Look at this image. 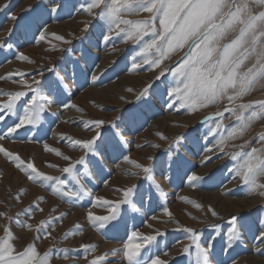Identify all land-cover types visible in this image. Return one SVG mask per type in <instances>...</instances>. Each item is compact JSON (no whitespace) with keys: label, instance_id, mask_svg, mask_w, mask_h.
Listing matches in <instances>:
<instances>
[{"label":"rangeland","instance_id":"374dc122","mask_svg":"<svg viewBox=\"0 0 264 264\" xmlns=\"http://www.w3.org/2000/svg\"><path fill=\"white\" fill-rule=\"evenodd\" d=\"M87 2L67 0L63 12L53 14L52 18L48 15L42 17L49 33L55 32L72 41L70 45H65L50 35L46 40L38 41L36 25L30 21L40 18L41 10L24 12L29 5L34 9L38 3L48 5V0H0V42L5 45L0 48V102L8 99L6 94L9 92L26 91L23 82L34 79L45 85L41 95L47 96L46 86L57 81L59 76L65 77L61 84L62 95L54 97L60 102L50 104L35 127L25 126L11 137L0 139V146L18 154L25 163H33L41 172L71 181L72 177L62 172L69 162L64 161L63 156L46 150L45 143L50 149H58L75 160L83 154L82 150L74 148L69 140L61 139V136L90 138L97 129H89L85 122L95 119L108 122L114 117H119L116 123L127 143L121 142L117 149L109 145L108 154L98 168L88 165L90 175L84 180L87 194L71 199L62 198L54 194L50 187L28 179L11 158L0 152V213L5 214L0 215V237H4L5 229L10 228L13 255L31 243H35L41 255L51 249L50 264H91L96 257H101L98 264H127L122 249L132 232L144 235L160 232L162 234L157 241L147 251L142 250V264L157 255L168 264H194L195 246L187 253L183 251L184 246L191 243V233L185 229L193 228L199 233L202 244L214 243L212 264H264V240L259 239V233L264 231L261 227L264 197L259 192H250L239 179L234 178L229 169L235 161L225 154L238 151L239 148L232 145H241L245 140L251 141V147H261L254 137L264 133V120L254 121L244 137L228 140L222 148L221 133L227 134L235 122V115L224 114L220 121L224 128L216 135L212 134L216 121L205 119L214 117L227 107L264 99V84H257L248 95L232 105L225 98L218 104L197 111L181 108L179 104L170 108L172 101L166 89L175 86L171 74L155 80L158 69H150L139 56L136 58L139 67L133 69L132 58L139 52V47L130 40L126 41L124 34L117 35L115 31L106 43L101 35L100 22L86 11H78L82 5L86 7ZM10 14L19 18L14 29L15 22L8 19ZM147 15L141 13L140 16L127 18L140 19ZM85 23L90 25L87 32L84 31ZM10 29L13 31L9 37ZM9 44L11 49L7 47ZM52 45L57 46L55 50ZM20 53L29 59L18 58ZM177 59L178 55H173L164 62V66L173 65ZM93 75L98 77L96 82L92 81ZM64 84L68 87L64 88ZM149 84L152 85L151 102L145 104L143 100L148 97H137ZM31 95L28 93L18 102V107H22ZM61 102L77 107L65 109ZM12 123V119L0 122V132L6 135V126ZM110 127L105 123L99 129L106 134V140ZM178 134L185 135L179 147V155L184 162L182 168L170 173L166 166L161 168L156 161L153 162L154 180L164 195L153 189V199L145 198L143 205L138 198L135 208L121 204L118 228H99L88 219L89 212L96 216L107 215L110 206L122 199L120 189L137 184L141 191H147L150 182L143 180V173L133 162L147 164L149 155L156 157L157 161L166 160L170 147L173 152L176 151L177 145L170 142ZM157 144L159 148L153 147ZM206 157L211 159L205 161ZM50 164L59 167L53 168ZM77 168L84 171L83 166L78 165ZM184 171L195 172L204 179L195 187L190 186ZM132 172L139 174L130 175ZM260 182L264 183V178ZM68 187L79 190L74 181ZM39 197L43 199L38 200ZM37 203L42 211L36 210ZM196 204L203 207L197 208ZM209 206L218 215L213 216ZM165 208L171 216L164 212ZM28 212H31L30 217ZM62 213H66L62 221H57L48 229L51 235L45 238L40 233V238L36 239V226L40 221L51 220ZM232 215H242L248 227L229 248L225 234ZM17 219L31 223L32 229L22 227ZM134 242L141 243L142 237H136ZM83 246L91 247L86 251ZM243 255H252L253 260H245Z\"/></svg>","mask_w":264,"mask_h":264},{"label":"snow or ice","instance_id":"6c2138e0","mask_svg":"<svg viewBox=\"0 0 264 264\" xmlns=\"http://www.w3.org/2000/svg\"><path fill=\"white\" fill-rule=\"evenodd\" d=\"M66 7L67 0H48V5L38 3L35 9L32 5L24 9L26 14L36 9L41 10L40 18L30 21L36 25L39 33L36 37L38 41H44L50 35L62 44L70 45L72 43L63 35L55 32L49 33L42 22L44 15L52 18L53 14L58 15ZM78 11H86L100 22L101 35L106 43L110 41L111 33L115 31L117 35L124 34L126 41L130 40L139 47V52L132 58L133 69L139 67L136 63V58L139 56L143 63L149 65L150 69H158L155 80L158 81L166 74H171L175 86L166 89V94L172 101L169 104L170 108L179 104L181 108L197 111L218 104L225 98L232 105L235 101L248 95L257 84H264V0H88L86 7L82 5ZM141 13L148 15L146 18L140 19L127 18L140 16ZM8 19L15 22L13 29L19 23V18L15 14H10ZM89 27L90 25L85 23L84 31L87 32ZM42 28L43 30H41ZM13 29L8 31L9 37ZM4 46V43L0 42V48ZM7 47L11 49L12 45L9 44ZM56 47V45H52L53 50ZM173 55H178L174 64L164 66V62ZM18 58L29 59L23 53H20ZM32 62L34 63V61ZM64 79L65 77L59 76L57 81L48 84L46 86L47 96L41 95L45 85L40 80L35 79L31 82H23L26 91L7 93L8 99L0 102V122L6 123L7 120L12 119L13 123L6 126V135L4 132H0V139L11 137L25 126L35 127L38 125L43 114L49 110V105L60 102L54 97L62 95L61 84H63ZM97 79V76H92L93 82H96ZM67 87L68 85L64 84V88ZM151 88V84L146 86L137 98L148 97L143 102L149 104L151 102ZM28 93L32 94L31 97L23 103L22 107H18V102L27 97ZM62 107L67 109L77 106L62 103ZM225 113L235 115L236 119L226 135L221 133L220 146L222 148L228 140L244 137L254 121L264 120V99L227 107L223 112L216 113L214 117H206V120L216 121V127L212 130L213 135L224 128L220 121ZM117 120L119 117H114L112 121L108 122L102 119L85 122L89 129L93 127L97 129L90 138L75 139L62 135L61 139L69 140L74 148L79 147L82 150L83 154L75 160L69 155H64L58 149H50L45 143L46 150L63 156L64 161L69 162L62 168V172L69 174L72 177L71 181L39 171L33 163H25L18 154H14L2 146H0V152L11 158L16 167L26 173L28 179L39 182L45 187H50L54 194L62 198H79L82 194H87L84 180L90 175L88 165L91 164L98 168L108 154L109 145L113 149H117L121 142L127 143L123 133L118 128ZM105 123L111 126L107 140L106 134L99 130ZM162 138L167 139L163 136ZM184 139V134H178L170 142L177 145V148L175 152L171 147L169 148V155L166 160L157 161L156 157L149 155L147 156V164L133 162L135 167L143 173V180L150 182L147 191H141L137 184L120 189L122 199L110 206L111 210L107 215L96 216L89 212L88 219L99 228L105 226L118 228L120 225L118 212L121 204H129L135 208L138 198L139 203L143 205L145 198L150 201L153 199L155 195L153 189L164 195L160 185L154 180L153 162L156 161V165L161 168L166 166L170 173L180 170L184 162L179 155V147L182 146ZM254 139L261 143V147H251V141L245 140L241 145H232L234 148L238 147V151L225 154L235 161L233 167L229 169L230 172L234 173V178L239 179L250 192H259V195L264 197V183L260 182L261 178H264V133L257 135ZM113 140L116 142L112 143ZM153 147L159 148L160 146L157 144ZM210 159L211 157H206L205 161ZM125 160H128V157H125ZM78 165L83 166V172L77 168ZM49 166L59 167L55 164ZM129 174L138 175L139 173L132 172ZM184 176L188 184L193 187L204 179L203 176L195 172L185 171ZM73 181L78 186V191L68 187V184ZM42 199L43 197L38 198V200ZM195 206L197 208L203 207L200 204ZM36 210L42 211L38 203ZM209 210L213 216L218 215L215 210L211 209V206H209ZM164 212L169 216L172 215L167 208L164 209ZM0 215L5 214L0 213ZM28 215L30 217L31 212H28ZM64 215L66 213H62L51 220L40 221L36 226L38 233L36 239L40 238V233H43L45 238L50 236L51 233L48 229L52 228L57 221H62ZM16 222L28 229L33 227L31 223L21 222L19 219ZM247 227V221L242 215H232L229 218V227L225 234L227 247L230 248L239 240L242 230H246ZM261 227H264V219L261 220ZM185 230L191 233V243L185 245L183 251L189 252L194 245V264H212L214 243L209 241L205 246L200 242V235L195 229L187 228ZM161 234L157 232L153 235H144L135 231L132 232L127 244L122 249L127 264H142L140 259L142 250L147 251ZM138 236L142 237L141 243L134 242ZM12 239L13 233L10 228H6L5 236L0 237V264H50L49 253L51 249L41 255L35 247V243H31L13 255L14 246L10 243ZM259 239L264 240V231L259 233ZM83 247L87 251L91 246ZM257 251H261V249H257ZM100 259L101 257L92 259L91 264H98ZM143 264H168V262L157 255L154 258L150 257Z\"/></svg>","mask_w":264,"mask_h":264},{"label":"bare ground","instance_id":"6f19581e","mask_svg":"<svg viewBox=\"0 0 264 264\" xmlns=\"http://www.w3.org/2000/svg\"><path fill=\"white\" fill-rule=\"evenodd\" d=\"M183 173H185V171H184ZM190 192H192V191H190ZM204 193H205V192H204ZM251 249H252V248H251ZM242 258L245 259V260H250V261L253 260L252 255H243Z\"/></svg>","mask_w":264,"mask_h":264}]
</instances>
